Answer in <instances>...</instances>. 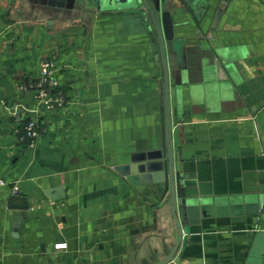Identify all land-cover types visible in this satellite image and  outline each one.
<instances>
[{
  "label": "crops",
  "instance_id": "0c3cea01",
  "mask_svg": "<svg viewBox=\"0 0 264 264\" xmlns=\"http://www.w3.org/2000/svg\"><path fill=\"white\" fill-rule=\"evenodd\" d=\"M190 1L201 15L220 8L214 40L237 72L217 79L196 47L181 84L169 79L181 235L159 170L144 166L138 184L115 170L164 142V73L142 23L128 10L0 0V264H264V0ZM45 56L67 103L40 110L28 147L12 108L35 106L17 86ZM12 195L28 209L9 207Z\"/></svg>",
  "mask_w": 264,
  "mask_h": 264
},
{
  "label": "water",
  "instance_id": "95a60500",
  "mask_svg": "<svg viewBox=\"0 0 264 264\" xmlns=\"http://www.w3.org/2000/svg\"><path fill=\"white\" fill-rule=\"evenodd\" d=\"M46 7L66 10L96 8L97 10H128L139 20L147 33L154 39L164 73V142L160 150L148 152L146 155L131 157V162L118 164L115 170L125 176L133 184L143 182V177L149 174H139L138 171H157L154 181L163 182L171 195V207L175 222L180 227L181 235L187 232L184 225L186 206L182 198L186 196L185 178L174 165L173 142L171 136L169 79L173 78L177 85L181 84V69L185 68L186 55L196 51L203 56V66L206 72L211 69L219 80L235 82V64L227 57L215 42L216 24L220 16L219 7L208 6L203 15L190 0H38ZM209 5V3H205ZM218 17V18H217ZM203 36H205L203 38ZM215 39V40H214ZM172 71L170 72V70ZM154 160V161H150ZM140 161H148L140 163ZM145 163V164H144ZM152 182V178H147ZM175 195L178 199L175 200ZM8 206L13 209H28L27 201L16 195L8 200ZM177 209V210H176ZM18 215V214H16ZM19 217V216H18ZM171 259L168 256L158 264H166Z\"/></svg>",
  "mask_w": 264,
  "mask_h": 264
},
{
  "label": "built area",
  "instance_id": "2783aa9c",
  "mask_svg": "<svg viewBox=\"0 0 264 264\" xmlns=\"http://www.w3.org/2000/svg\"><path fill=\"white\" fill-rule=\"evenodd\" d=\"M17 88L22 92H31L35 106L28 107L21 103L13 105L12 114L21 126L16 129L18 140L33 147L39 134L40 110L61 109L67 103V98L62 85L55 75V60L53 56L42 58L39 67V75L34 80L21 81ZM6 182L0 179V185ZM13 192H19L17 186L13 187ZM57 248L66 247V244L58 243Z\"/></svg>",
  "mask_w": 264,
  "mask_h": 264
}]
</instances>
